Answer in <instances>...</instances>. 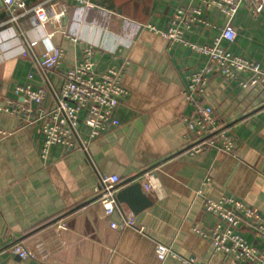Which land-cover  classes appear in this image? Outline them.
Listing matches in <instances>:
<instances>
[{
  "label": "crops",
  "instance_id": "1",
  "mask_svg": "<svg viewBox=\"0 0 264 264\" xmlns=\"http://www.w3.org/2000/svg\"><path fill=\"white\" fill-rule=\"evenodd\" d=\"M43 0H26L32 6ZM72 0L54 1V12L65 4L60 21L40 24L31 12L15 24L0 0V93L21 100L13 89L30 82L48 85L44 107L52 106L60 72L74 64L90 45L96 71L119 69L126 94L116 107L121 126L92 142L86 154L51 146L41 157L39 122L22 126L19 118L4 114L0 126V264H183L193 257L206 264H246L214 252L209 240L195 228L209 230L217 218L203 209L205 198L229 194L258 208L264 217V90L241 88L217 72L204 74L206 84L193 92L197 102L210 105L216 119L235 142V153L213 148L192 153L184 137V117L195 106L183 97L193 74L207 57L183 42L167 41L144 25L166 28L176 9L190 3L201 8V18L183 30L189 43L211 44L226 22L216 8L199 0ZM234 42L222 41L229 52L264 64V10L246 3L231 20ZM76 37V41L71 40ZM35 42L34 45H31ZM59 46L64 57L59 70L43 73L41 54ZM27 52L24 56L23 52ZM151 174L153 189L146 194L153 204L132 214L125 204L110 219L95 197L96 174H116L120 182L137 173ZM133 216L134 225L110 227ZM67 229L51 239L59 220ZM142 226V231H139ZM242 236L257 247L264 240L241 223ZM32 242L39 259H21L11 252L15 242ZM157 244L171 248L159 257Z\"/></svg>",
  "mask_w": 264,
  "mask_h": 264
},
{
  "label": "built area",
  "instance_id": "2",
  "mask_svg": "<svg viewBox=\"0 0 264 264\" xmlns=\"http://www.w3.org/2000/svg\"><path fill=\"white\" fill-rule=\"evenodd\" d=\"M54 1L43 0L32 6H27L26 0H3V10L8 14L6 22L15 24L20 15L31 12L35 19L44 25L51 18L60 21L67 6L62 4L60 10L54 12ZM82 5L91 6L87 0H72ZM205 7L216 8L221 12L226 22L220 28L219 35L211 44L197 45L183 39V30L191 24L202 22L201 8L188 3L187 6L176 9L171 22L164 29H158L151 24L144 25L148 30L163 37L168 45L183 42L207 57L206 66L193 74L191 84L183 91L186 102L193 103L195 114L184 117V137L192 153L213 148L235 153V142L219 122L210 105L196 101L193 92L206 84L205 73L214 71L227 80H234L241 88L259 87L264 90V64L258 61L232 54L222 41L234 42L237 32L231 20L239 10L241 3L252 7L254 12L264 10V0H199ZM3 32L0 30V40ZM76 41V37H71ZM32 42L31 45H34ZM26 56L27 52H23ZM64 57L59 46L44 51L39 65L43 73L55 72L60 69ZM33 73L28 74L29 82L18 84L13 92L22 99L4 97L0 93V118L4 114H12L19 118L22 126L39 122V132L42 137L41 157H46L51 146L60 145L70 150L87 153L89 145L98 138L112 132L121 126L122 122L115 114L116 107L125 96L126 89L121 81L119 69L110 68L105 72H97L93 59V50L86 46L77 61L63 68L59 83L54 90V102L50 107H44L43 101L49 91L47 84L35 86L30 82ZM8 131L0 126V137ZM142 190L147 193L153 189L151 174L145 173L139 179ZM120 182L116 174H96L94 194L96 201L103 208L104 216L110 219L119 210L114 186ZM203 209L217 218V223L209 230L195 228V232L209 240L214 252H223L246 264H264V243L262 247L248 242L240 233L241 223L247 225L256 237L264 240V217L258 208L247 205L243 200L224 194L214 200L205 198ZM110 227L122 230L134 225L133 216L123 217L120 222L109 221ZM142 231V226H139ZM65 220H59L49 232L47 239L54 234L66 230ZM155 251L159 257L171 252L164 244H157ZM11 252L21 259H39L37 248L32 242L19 241L11 246ZM183 264H206L197 262L193 257L181 258Z\"/></svg>",
  "mask_w": 264,
  "mask_h": 264
},
{
  "label": "water",
  "instance_id": "3",
  "mask_svg": "<svg viewBox=\"0 0 264 264\" xmlns=\"http://www.w3.org/2000/svg\"><path fill=\"white\" fill-rule=\"evenodd\" d=\"M144 171L137 173L129 178L122 180L114 186L116 189V201L119 210L121 211V204H125L132 214L137 215L142 210L150 207L153 204L151 198L142 190L138 177ZM96 196L88 201L81 203L79 207L84 206L94 200Z\"/></svg>",
  "mask_w": 264,
  "mask_h": 264
}]
</instances>
